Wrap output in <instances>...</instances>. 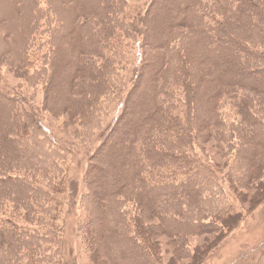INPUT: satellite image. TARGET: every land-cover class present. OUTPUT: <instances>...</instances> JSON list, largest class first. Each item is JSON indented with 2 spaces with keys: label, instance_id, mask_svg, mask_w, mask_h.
<instances>
[{
  "label": "trees",
  "instance_id": "trees-1",
  "mask_svg": "<svg viewBox=\"0 0 264 264\" xmlns=\"http://www.w3.org/2000/svg\"><path fill=\"white\" fill-rule=\"evenodd\" d=\"M130 1L0 0V58L43 80L77 141L104 133L83 179L90 264H203L242 219L222 182L264 202V0H142L139 14ZM91 143L69 157L0 90V264L62 263L72 171Z\"/></svg>",
  "mask_w": 264,
  "mask_h": 264
},
{
  "label": "rangeland",
  "instance_id": "rangeland-1",
  "mask_svg": "<svg viewBox=\"0 0 264 264\" xmlns=\"http://www.w3.org/2000/svg\"><path fill=\"white\" fill-rule=\"evenodd\" d=\"M2 3L0 2V5ZM134 12L142 13L144 7V1L131 0ZM3 11H6V7L1 6ZM8 59L6 56L0 58V90L10 97L17 99L22 108L26 109L31 116L39 121L43 126H51L52 132L55 137L62 140V143L69 151V157L73 156L75 148L79 145L82 147L92 142L91 149L83 155H76V163L74 164L71 180V191L69 196V202L66 207L65 213V232L62 243V260L61 264H90L89 254L84 244L82 243L80 236V224L86 217V211L83 204L84 189V175L87 171L88 161L90 155L96 150L99 143L103 139V134L96 142H93L90 132L85 134V137L80 141L75 138V132L78 130L77 124H66L64 118L55 113L51 106H48L44 100V88L45 83L43 80H26L20 77L16 73V69L6 66ZM110 119V117H109ZM66 124V125H65ZM104 132V131H103ZM86 142V143H84ZM73 147V152L71 150ZM65 151V148H62ZM201 157L206 160L213 159L218 162L217 158H214L213 150L208 148L201 149ZM223 164H218L222 166ZM217 171V170H216ZM222 172V171H221ZM226 174L223 171L219 173V178L225 177ZM224 187V194L230 198L232 205L236 210L242 213V219L237 226L223 237L222 242L207 256L203 264H260L261 254L264 250V202L255 208L250 205L241 204L240 201L230 193L229 186L222 182ZM207 208L212 211L217 207L221 209L226 207V199L220 198L219 200L213 199L209 205L205 202ZM163 246L166 250L170 249V242L166 238H161ZM203 238L191 239L192 246L202 244ZM169 254V253H168ZM170 256V254H169ZM133 261L125 264H132Z\"/></svg>",
  "mask_w": 264,
  "mask_h": 264
}]
</instances>
